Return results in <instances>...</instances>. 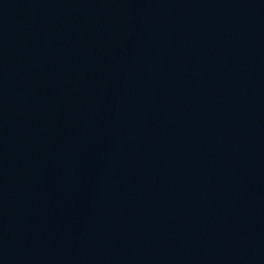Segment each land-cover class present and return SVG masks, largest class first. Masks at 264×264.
I'll list each match as a JSON object with an SVG mask.
<instances>
[{
  "label": "water",
  "instance_id": "obj_1",
  "mask_svg": "<svg viewBox=\"0 0 264 264\" xmlns=\"http://www.w3.org/2000/svg\"><path fill=\"white\" fill-rule=\"evenodd\" d=\"M0 264H264V0H173Z\"/></svg>",
  "mask_w": 264,
  "mask_h": 264
}]
</instances>
